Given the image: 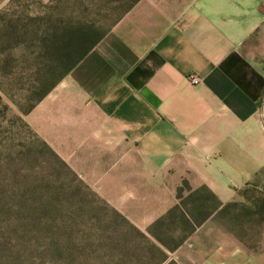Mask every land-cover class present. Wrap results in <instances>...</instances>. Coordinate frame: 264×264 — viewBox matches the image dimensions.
Returning a JSON list of instances; mask_svg holds the SVG:
<instances>
[{"label":"crops","instance_id":"obj_1","mask_svg":"<svg viewBox=\"0 0 264 264\" xmlns=\"http://www.w3.org/2000/svg\"><path fill=\"white\" fill-rule=\"evenodd\" d=\"M122 14L26 125L147 227L183 181L234 201L264 167V0H137ZM257 224L239 264H264Z\"/></svg>","mask_w":264,"mask_h":264},{"label":"rangeland","instance_id":"obj_2","mask_svg":"<svg viewBox=\"0 0 264 264\" xmlns=\"http://www.w3.org/2000/svg\"><path fill=\"white\" fill-rule=\"evenodd\" d=\"M134 1L0 0V264H158L160 250L167 257L163 264H239L240 240L224 227H231L225 216L169 252L146 233L148 217L123 216L104 198L109 189L86 184L78 170L49 155L22 126L25 89L47 60L36 37L43 27L26 16L52 6L63 21L94 23L102 32ZM14 31L16 38L9 39ZM257 196L240 190L234 202ZM233 212L236 235L250 237L253 246L263 227L256 216ZM159 237L173 247L178 234Z\"/></svg>","mask_w":264,"mask_h":264},{"label":"trees","instance_id":"obj_3","mask_svg":"<svg viewBox=\"0 0 264 264\" xmlns=\"http://www.w3.org/2000/svg\"><path fill=\"white\" fill-rule=\"evenodd\" d=\"M51 2L59 3L61 0H51ZM131 5L124 9L123 12L127 11ZM54 9V7L50 6L37 15L26 16L31 24H37L39 27H43L36 37L41 51L47 55V60L43 64V70L37 71L34 74V78L31 79L29 86L25 89L22 100L28 106L22 110L23 115H27L39 101L68 75L106 32V30L99 31L94 23L85 24L79 21L65 22L62 20L61 14L55 12ZM1 16L2 14H0ZM24 33L26 34L27 32ZM16 36L17 33L14 31L11 33L9 39H14ZM22 126L28 129L32 137L39 142L44 151L56 158L54 153L45 143L38 139L26 123L22 122ZM240 190L244 192H256L259 196L256 198L245 197V203L241 202L240 205L234 201L222 205L206 188L202 187L197 190H192L183 181L176 189V204L165 215L149 225L146 233L164 246L167 251L173 252L205 221L208 219L211 221L218 220L220 217L225 216V219L229 220L231 227H228V223L223 224L224 227L230 234H233L235 238L240 240L232 228V225H235L237 222L233 214L235 213L233 212L234 210L240 209L239 215L241 217L245 216V218L251 219L250 217L256 216L258 223H264V167L251 182L243 186ZM249 219L247 220L250 223ZM159 233H165L168 236L172 233H177L176 244L173 247L164 245L159 237ZM160 253L162 259L158 264H163L167 260V257L163 251L160 250ZM168 264L172 263L170 262Z\"/></svg>","mask_w":264,"mask_h":264},{"label":"built area","instance_id":"obj_4","mask_svg":"<svg viewBox=\"0 0 264 264\" xmlns=\"http://www.w3.org/2000/svg\"><path fill=\"white\" fill-rule=\"evenodd\" d=\"M188 80H189V83L191 85H197L200 83V79L195 76L194 74H191L189 77H188Z\"/></svg>","mask_w":264,"mask_h":264}]
</instances>
